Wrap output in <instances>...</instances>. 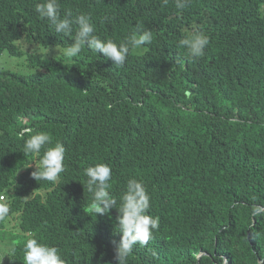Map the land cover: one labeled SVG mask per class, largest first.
Segmentation results:
<instances>
[{"label":"trees","instance_id":"obj_1","mask_svg":"<svg viewBox=\"0 0 264 264\" xmlns=\"http://www.w3.org/2000/svg\"><path fill=\"white\" fill-rule=\"evenodd\" d=\"M40 2L0 0V56H25L30 70L0 68V202L10 206L0 239L9 233L15 247L3 264H24L33 237L66 264H117L119 213L95 216L83 188L97 163L112 169L117 209L134 178L159 218L126 264H264V0H58L61 17L90 15L102 39L152 32L119 68L87 48L71 60L24 52L64 50L75 37L76 25L55 33ZM193 27L210 38L198 59L178 47ZM37 132L65 147L57 181L31 175L40 157L23 146Z\"/></svg>","mask_w":264,"mask_h":264},{"label":"clouds","instance_id":"obj_2","mask_svg":"<svg viewBox=\"0 0 264 264\" xmlns=\"http://www.w3.org/2000/svg\"><path fill=\"white\" fill-rule=\"evenodd\" d=\"M168 0H164L167 4ZM190 0H176V7L185 8ZM35 11L41 19H47L55 33L70 35L73 25L77 26L74 40L63 50V55L71 60L82 52L84 48L100 53L110 59L116 67H122L130 50H142L145 45L152 42V32L142 29L137 25L124 42L116 43L111 38L102 39L96 35V27L88 14H79L72 19V13L60 15L58 0H43L35 4ZM210 43V38L198 27L187 31L186 35L178 41V47L187 49L193 59H198L205 54V49ZM47 145H51L45 147ZM24 152L28 155L40 157L39 167L31 173L36 179L57 181L64 171L65 147L62 143L52 144V137L47 132H37L30 135L24 142ZM43 154L41 155V150ZM31 166L30 162L27 167ZM87 177L85 185L91 194V211L95 214L106 215L115 208L119 215L117 227L119 228L120 241L115 247L117 264H126L127 257L132 253L133 246L137 243L147 244L152 231L159 227V218L148 214L150 196L143 183L137 179H129L126 191L120 198L117 209V200L111 194L110 180L112 169L106 163H97L89 166L84 172ZM10 210L9 204L0 202V219H4ZM8 254L15 255V247L9 249ZM6 254V255H8ZM4 257H0V264ZM24 264H66L58 248L39 242L36 238L27 239L24 245Z\"/></svg>","mask_w":264,"mask_h":264},{"label":"rangeland","instance_id":"obj_3","mask_svg":"<svg viewBox=\"0 0 264 264\" xmlns=\"http://www.w3.org/2000/svg\"><path fill=\"white\" fill-rule=\"evenodd\" d=\"M24 52H30L33 50L44 52L48 57L50 55H60L63 53V50L60 49H43L41 46L35 45V46H29V45H22L20 47ZM25 56L22 57H12L8 56L6 52L2 53L0 56V68L4 69H10L13 71H17L19 73L25 74L28 73L30 70L26 68L25 66ZM5 200V199H4ZM5 230L9 232H17V220L14 218H10L5 223ZM11 246V237L9 236V233L3 237V239H0V257H4L2 260V264L4 260L8 257V249Z\"/></svg>","mask_w":264,"mask_h":264},{"label":"built area","instance_id":"obj_4","mask_svg":"<svg viewBox=\"0 0 264 264\" xmlns=\"http://www.w3.org/2000/svg\"><path fill=\"white\" fill-rule=\"evenodd\" d=\"M0 199H3V197H2V196H0Z\"/></svg>","mask_w":264,"mask_h":264}]
</instances>
